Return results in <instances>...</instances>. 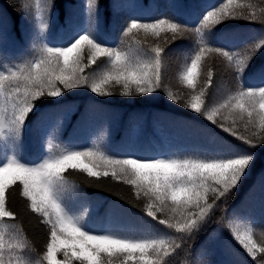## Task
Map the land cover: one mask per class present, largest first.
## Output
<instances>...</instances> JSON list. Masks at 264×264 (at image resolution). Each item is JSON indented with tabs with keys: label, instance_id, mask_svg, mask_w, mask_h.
<instances>
[{
	"label": "snow or ice",
	"instance_id": "obj_1",
	"mask_svg": "<svg viewBox=\"0 0 264 264\" xmlns=\"http://www.w3.org/2000/svg\"><path fill=\"white\" fill-rule=\"evenodd\" d=\"M64 2L68 6L55 36L58 0L21 3L30 25L24 39L31 47L19 62L0 57V264H173L214 219L251 264H264V239L255 238L256 222L228 209L264 147V66L255 64L264 51V0H218L195 19L164 14L123 21L115 0L107 14L110 0ZM241 21L259 22L260 32L236 43V33L217 36L227 23ZM140 32L155 43L135 39ZM178 40L190 41L191 47L177 72L184 87L174 91L168 84L166 47L156 41L171 45ZM210 56L231 72L234 83L228 90L215 83L218 73L207 62ZM80 90L96 97L85 106V115L114 96L136 102L163 94L174 108L202 117L221 134L200 127L208 145L184 155L138 157L109 150L102 142L63 145L59 131L79 108L69 96ZM29 132L41 149L46 144V154L36 159L24 156ZM71 172L83 173L96 187L104 179L130 186L135 197L130 203L163 229L94 227L85 219L87 210L77 206L80 188L69 179ZM16 193L47 226L42 252L17 223ZM219 238V233L212 237ZM225 248L237 256L227 242Z\"/></svg>",
	"mask_w": 264,
	"mask_h": 264
},
{
	"label": "trees",
	"instance_id": "obj_2",
	"mask_svg": "<svg viewBox=\"0 0 264 264\" xmlns=\"http://www.w3.org/2000/svg\"><path fill=\"white\" fill-rule=\"evenodd\" d=\"M28 0H0V57H7L19 62V57L26 55L31 45L24 37L30 30L28 21L25 20L21 3ZM83 0H77V4ZM218 0H115L120 5L118 9L120 20H126L129 16L161 17L164 14H179L186 19H195L199 11L210 3H217ZM258 2V0H253ZM68 5L64 0H58L57 22L53 24L51 32L55 36L61 30L64 17V9ZM106 14L112 11L111 0L109 5L105 4ZM6 21V27L3 21ZM259 22L248 24L247 22H229L221 27L217 36L226 32L238 34L232 42L236 43L247 40L260 32ZM115 34L113 33V36ZM135 39L145 42L147 45L154 44L151 36L143 32L137 33ZM58 42V41H57ZM118 42V41H117ZM166 47L168 53V84L174 91L182 90L183 85L177 81V72L182 59L189 55L191 42L188 40L177 41ZM212 65L214 81L218 87L224 90L231 88L234 83L231 72L225 65L218 63L217 58L210 56L207 61ZM255 64L264 66V51L258 55ZM78 110L72 113L71 119L63 125L59 131L63 145L90 146L93 142H102V145L109 150L131 152L140 157L184 155L208 145V138L198 129L211 128L220 135V131L204 121L202 117L184 110H177L169 102L163 99V94L154 97L149 101L132 102L129 98L114 96L107 98V102L97 103L96 107L111 108L113 111L121 112V117L109 122L105 118L97 119L93 128L84 136H71L73 122L85 112V106L96 97L84 90L74 91L70 96ZM195 123L196 127L191 125ZM134 124L132 133H126L127 127ZM226 136V134H224ZM46 154V144L41 149L40 140L34 132L27 134L24 156L28 159H36L41 153ZM69 179L79 185L80 191L77 195V206L80 210L86 209L88 217L94 227L118 226L136 230L163 229V226L155 224L150 218L134 206L130 201L135 200L134 193L130 186L120 184L111 179H104L100 187L86 182V177L80 172H71ZM264 147L256 152V159L247 178L238 186V190L228 203V209H235L238 213L252 218L256 222L255 238L264 239L261 235L264 232ZM111 189V191H109ZM11 199V198H10ZM143 203L142 201H136ZM14 206L20 213L17 223L21 226L22 232L28 237L29 242L38 251L43 250L47 241V226L40 223V218L31 213L27 208V201L14 194ZM110 209L113 211L110 212ZM123 209V213H119ZM221 213H217L219 217ZM220 234L219 239L212 237ZM126 234H140L129 232ZM237 253L233 257L226 252L225 243ZM206 253V255L204 254ZM233 259L247 260L251 264L250 257L243 252L239 246L232 241L226 229L221 223L214 219L194 240L189 242L188 254L181 252L174 257L173 264H196L197 260L210 261L211 264H229Z\"/></svg>",
	"mask_w": 264,
	"mask_h": 264
},
{
	"label": "rangeland",
	"instance_id": "obj_3",
	"mask_svg": "<svg viewBox=\"0 0 264 264\" xmlns=\"http://www.w3.org/2000/svg\"><path fill=\"white\" fill-rule=\"evenodd\" d=\"M85 113V112H84ZM84 113L81 114V116L73 122V134L76 135V137L82 136L85 137L84 135L88 133L92 128L94 122L99 119V118H105L107 122L111 121L113 117L116 119L121 117V112L119 111H113L111 108H104V107H96L90 111L87 112L85 115ZM72 116V115H71ZM70 118L67 120V122L71 119ZM134 124L127 127L128 130H126V133H132Z\"/></svg>",
	"mask_w": 264,
	"mask_h": 264
}]
</instances>
